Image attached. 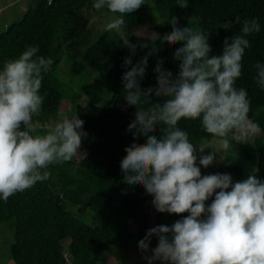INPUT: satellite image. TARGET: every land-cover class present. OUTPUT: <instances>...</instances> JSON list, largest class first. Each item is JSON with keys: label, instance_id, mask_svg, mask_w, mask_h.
I'll list each match as a JSON object with an SVG mask.
<instances>
[{"label": "clouds", "instance_id": "clouds-1", "mask_svg": "<svg viewBox=\"0 0 264 264\" xmlns=\"http://www.w3.org/2000/svg\"><path fill=\"white\" fill-rule=\"evenodd\" d=\"M144 4L145 0H94L93 8L120 14L105 25V31L120 32L125 29L124 17ZM177 5L187 8L188 2L177 0ZM235 22L241 25L239 34L226 37L217 55L212 54L209 35L191 25L178 27V19L170 18L172 31L163 37L153 33L150 38L170 45L181 43L174 53L179 71L174 75L158 61L154 88L142 89L140 84L151 52L135 64L131 56L124 60L125 66L131 65L122 75L124 98L128 105L137 106L128 131L135 138H145L144 143L133 142L125 149L124 181L142 185L160 213H189L170 226L148 229L138 245L142 252L152 253L144 256L148 264H264V180L254 173L236 182L228 173L202 175L198 163L209 167L220 151L211 148L205 154L210 147L199 143L197 149L179 126L182 119L199 120L204 132L218 138L224 153L232 141L247 142L259 134V125L248 116V92L235 85L242 75V58L251 46L248 37L260 32L261 25L256 18L241 21L236 17ZM232 26L231 21L219 24L226 30ZM122 41L135 52L136 45L126 34ZM38 51V47H27L0 69V199L4 201L47 181L49 166L71 161L87 135L78 115L64 116L48 125L45 134H34L33 116L43 102L39 94L42 73L50 71L54 62L38 56ZM254 68V80L264 89V63L257 62ZM153 95L158 102L141 107ZM228 157L219 155L220 160ZM153 236L158 244L150 248Z\"/></svg>", "mask_w": 264, "mask_h": 264}, {"label": "trees", "instance_id": "trees-1", "mask_svg": "<svg viewBox=\"0 0 264 264\" xmlns=\"http://www.w3.org/2000/svg\"><path fill=\"white\" fill-rule=\"evenodd\" d=\"M188 7L180 8L177 0H145L137 11L124 17L127 25L149 24L161 37L172 31L170 18L178 19V27L192 26L209 35L212 54H221L226 37L239 34L241 21L256 18L261 30L248 37L250 47L242 58V75L236 80L237 88H244L250 100L249 119L259 125L260 132L254 137L257 167L254 174L264 180V89L254 80L257 62L264 63V0H187ZM94 0H36L23 15L0 30V69L5 61L15 59L30 46L38 47V56L51 57L50 71L42 73L39 94L43 97L40 112L56 116L61 99L71 98L75 111L84 121L81 148L97 163L73 160L50 165V178L34 187L18 192L7 201L0 199V223L15 220L14 242L10 256L14 264H98L108 244L120 248H137L148 229L164 224L159 218H151L153 196L142 185L132 186L124 181L121 160L126 156V147L133 142L144 143L145 138H135L128 125L135 119L137 106L128 105L124 98L122 75L131 65L124 60L131 56L133 64L148 57V65L141 88L156 87L158 61L165 70L175 75L179 61L174 53L181 46L170 45L150 37L131 35L127 39L136 45L133 53L123 45L122 35L116 31H104L86 48L83 61L95 74L94 82L105 94L91 99L78 98L72 86L62 81L55 69L61 63L64 46L80 39L89 27L86 11H94ZM163 19L160 23L155 16ZM231 21L230 29L219 27ZM5 23V22H4ZM143 45H147L144 47ZM153 80L150 84L144 83ZM148 101L141 105L147 108L158 102ZM179 126L188 132L190 141L200 143L214 137L204 132L199 120H185ZM160 134V126L157 127ZM224 173L220 168L214 174ZM219 191V190H217ZM89 208L99 217L98 225L79 220L68 210L63 200ZM210 198L207 201L211 203ZM168 214V213H167ZM173 223L189 213L168 214ZM158 238H151L150 248H155ZM152 255V253H151Z\"/></svg>", "mask_w": 264, "mask_h": 264}, {"label": "rangeland", "instance_id": "rangeland-1", "mask_svg": "<svg viewBox=\"0 0 264 264\" xmlns=\"http://www.w3.org/2000/svg\"><path fill=\"white\" fill-rule=\"evenodd\" d=\"M146 1L151 3V0ZM35 2L36 0H12L10 8L7 6L3 8L0 6L1 29L4 30L8 24L19 19L28 8H31L35 4ZM86 15L89 18L87 32L80 39L64 46L63 58L61 63L55 69V73L59 75L62 81L72 86L73 95L78 98L83 97L91 99L97 95L103 96L105 92L95 84V74L83 61V54L88 45L97 38L99 34L105 31V25L109 23L110 20L117 18L120 14L111 13L105 8L100 11H97L96 9L92 12L86 11ZM154 16L160 21V23L165 24V21L158 18L155 12ZM119 33L122 37L126 34L127 38L131 35L148 37L154 33V30L147 23H138L129 26L125 22V29H122ZM152 81L153 80H148L144 84L148 85ZM74 111V101L69 97L62 98L60 109L56 116H47L41 112L33 116V122L37 125V132L34 134H45L48 125L60 121L64 116L69 117ZM254 137L255 135L250 136L247 142L236 143L235 141H232L231 148L227 153L220 150L218 138L202 140L200 143H204L206 146L210 147L205 149V154L211 153L212 149H215L220 151L221 155H229L227 160H220V154L218 153L217 161L207 168L199 165L197 161L198 166L201 167L202 175L214 174L215 169L220 168L224 173L230 174L233 178V182H236L242 181L246 179L248 175L253 174L257 167V153L254 145ZM194 144L198 149L199 143ZM79 151L80 152H78L72 159L74 162L97 163L96 160L92 162L89 158V154L81 147ZM200 155L199 151H197V156L199 157ZM63 202L65 207L72 211L79 220L90 225L99 224V217L89 208L83 205L74 204L65 199ZM151 218H159L163 220L164 224L169 226L173 224V218L171 216L167 213L158 212L154 206L151 210ZM14 227V219H9L0 223V264H14V261L10 256V245L14 242ZM139 251L138 257H136L137 261L135 262L132 260L133 254L136 253L135 250L115 247L108 244V247L106 246V251L102 255L104 260L101 264H134V262L135 264H148V261L144 259V256H150V251L147 253L142 252L140 249ZM153 264H158V261H154Z\"/></svg>", "mask_w": 264, "mask_h": 264}, {"label": "crops", "instance_id": "crops-1", "mask_svg": "<svg viewBox=\"0 0 264 264\" xmlns=\"http://www.w3.org/2000/svg\"><path fill=\"white\" fill-rule=\"evenodd\" d=\"M11 2H12V0H0V6L1 7H3V8H5V6H7L8 8H10L11 7ZM6 7V8H7ZM3 10H5V9H3ZM6 28V27H5ZM0 30H2L1 29V26H0ZM107 247H108V245H107ZM129 249H131V250H135L136 251V253H137V255H136V253L135 254H133V257H132V260L133 261H137V258L136 257H138V254H139V247H137V248H129ZM132 252H134V251H132ZM150 255H151V252H150ZM135 258V259H134ZM103 262V261H102ZM102 262H99L98 264H101ZM135 262H134V264H135Z\"/></svg>", "mask_w": 264, "mask_h": 264}, {"label": "built area", "instance_id": "built-area-1", "mask_svg": "<svg viewBox=\"0 0 264 264\" xmlns=\"http://www.w3.org/2000/svg\"><path fill=\"white\" fill-rule=\"evenodd\" d=\"M48 1H51V0H48ZM158 264H161V262H160V261H158Z\"/></svg>", "mask_w": 264, "mask_h": 264}]
</instances>
